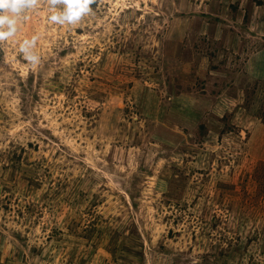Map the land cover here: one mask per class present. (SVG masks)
<instances>
[{"label": "rangeland", "instance_id": "rangeland-1", "mask_svg": "<svg viewBox=\"0 0 264 264\" xmlns=\"http://www.w3.org/2000/svg\"><path fill=\"white\" fill-rule=\"evenodd\" d=\"M91 8L0 41V264H264V0Z\"/></svg>", "mask_w": 264, "mask_h": 264}, {"label": "clouds", "instance_id": "clouds-1", "mask_svg": "<svg viewBox=\"0 0 264 264\" xmlns=\"http://www.w3.org/2000/svg\"><path fill=\"white\" fill-rule=\"evenodd\" d=\"M37 2L38 0H0V41L16 35L22 14L26 10L35 8ZM48 2L52 9V14L49 16L50 23L75 25L91 12V6L96 0H48ZM37 39V36H33L20 44V52L23 53L24 59L33 66L40 62V58L32 51Z\"/></svg>", "mask_w": 264, "mask_h": 264}]
</instances>
